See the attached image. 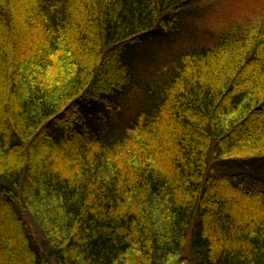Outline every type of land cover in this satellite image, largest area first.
I'll list each match as a JSON object with an SVG mask.
<instances>
[{
  "label": "trees",
  "instance_id": "1",
  "mask_svg": "<svg viewBox=\"0 0 264 264\" xmlns=\"http://www.w3.org/2000/svg\"><path fill=\"white\" fill-rule=\"evenodd\" d=\"M240 3L0 0V264H264V0Z\"/></svg>",
  "mask_w": 264,
  "mask_h": 264
},
{
  "label": "rangeland",
  "instance_id": "2",
  "mask_svg": "<svg viewBox=\"0 0 264 264\" xmlns=\"http://www.w3.org/2000/svg\"><path fill=\"white\" fill-rule=\"evenodd\" d=\"M239 0H214L213 5H209L208 15L212 16L213 18H227L230 13L235 10H239L240 7L244 6V4H236ZM241 1V0H240ZM236 4V5H235ZM234 5V6H233ZM159 44L149 43L145 47V52L149 55V63L153 66L154 69L158 70L159 67H163L167 64L168 60L167 53H169L167 47L163 46L162 49L159 48ZM163 53L162 61L159 63L152 64L154 62H158V58ZM230 196V193H228ZM227 195V196H228ZM228 196V197H229Z\"/></svg>",
  "mask_w": 264,
  "mask_h": 264
},
{
  "label": "bare ground",
  "instance_id": "3",
  "mask_svg": "<svg viewBox=\"0 0 264 264\" xmlns=\"http://www.w3.org/2000/svg\"><path fill=\"white\" fill-rule=\"evenodd\" d=\"M43 23H44L45 26L48 27V23H49V22L47 23V20H43ZM49 24H51V23H49ZM101 44H102V42L98 40V48L101 46ZM108 47L111 48V45H109V46H105L106 49H109ZM106 49H105V50H106ZM108 51H109V50H108ZM93 71H94V68L91 70L90 77L92 76ZM112 89L115 90V93H118L120 88H119V87H113ZM111 91L113 92V90H111Z\"/></svg>",
  "mask_w": 264,
  "mask_h": 264
}]
</instances>
